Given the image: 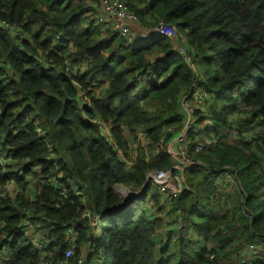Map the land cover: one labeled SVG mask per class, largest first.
Wrapping results in <instances>:
<instances>
[{
  "label": "trees",
  "instance_id": "obj_1",
  "mask_svg": "<svg viewBox=\"0 0 264 264\" xmlns=\"http://www.w3.org/2000/svg\"><path fill=\"white\" fill-rule=\"evenodd\" d=\"M122 1L146 27L157 22L176 27L192 53L198 85L210 94L211 124L200 135L208 142L200 153L188 151L201 165L187 171L188 189L176 201L186 233L175 236L165 225L158 195L148 182L143 194L128 202L112 192L116 183L136 191L146 171L170 165L169 156L160 152L145 161L138 149L125 171L96 123L88 120L107 123L124 151L137 127L146 131L149 151L165 127L178 129V96L192 74L169 39L149 34L131 45L118 35L102 34L85 16L84 0H0V20L24 33L16 48L0 29V153L10 161L4 171L0 167V185L14 177L20 188L14 199L0 197V233L5 234L0 250L9 254L2 264H41L17 231L23 216L51 225L46 233L58 255L64 225L76 219V256L79 245L90 239L87 219L81 216L86 209L102 222L88 258L96 254L103 259L108 250L107 264H237L244 243L264 247V198L258 190L264 176V0ZM37 52L54 66L38 65L33 58ZM64 58L72 66L69 76L62 70ZM135 71L142 82L132 95ZM72 80L89 97V108L77 106ZM239 115L243 118L237 121L248 125L253 120L261 128L253 142L227 140ZM48 147L53 157L45 160ZM224 167L238 184L233 193L214 177ZM59 171L65 196L44 181ZM24 177L37 178L30 198L23 196L28 190ZM68 178L79 195L68 187Z\"/></svg>",
  "mask_w": 264,
  "mask_h": 264
},
{
  "label": "built area",
  "instance_id": "obj_2",
  "mask_svg": "<svg viewBox=\"0 0 264 264\" xmlns=\"http://www.w3.org/2000/svg\"><path fill=\"white\" fill-rule=\"evenodd\" d=\"M84 2L89 9L85 16H90L93 19L99 26L102 34L118 35L126 43H132L135 39L144 40L149 34L163 35L169 39L171 50L181 56L191 71L190 82L185 91L178 96L177 101V113L181 118L180 127L178 129H174L172 126L165 127L158 142L150 151L147 146V134L143 128H135L133 140L127 147V150L124 151L112 139L107 123L99 118L88 119L96 123L101 134L108 141L125 170L134 164L138 149L143 151L145 161H151L160 152L169 156L170 165L168 167L146 171L144 183L139 189L136 191L126 189L125 194L117 192L122 196L121 199L123 201H126L129 196L136 198L143 194V186L148 182L158 195V206L163 211L165 225H168L173 230L175 236L183 235L186 233V224L176 201L179 195L188 189L186 182L187 171L194 166L201 165L191 155L200 153L204 149V143L208 142L207 140L202 142L200 135L203 128L211 124V117L207 110L210 94L198 85L199 73L192 62V53L185 45L183 36L178 33L174 25L157 22L154 26L146 27L140 23L136 15L127 8L122 0H84ZM0 29L7 34L16 48H20L19 45L24 37V33H22L18 25L0 20ZM33 58L40 66H54L52 60L42 52H37L33 55ZM61 64L65 75L69 76L73 73L72 66L66 58L61 61ZM132 78V82L135 85L132 92L133 95V93H137L141 89L142 77L139 75V71H135L132 74ZM72 83L76 88L74 99L77 106L81 109L89 108L90 100L84 89L73 80ZM36 131H39L37 126ZM261 133V128L253 120L249 121L248 125H244L242 121H235L231 124L227 140L242 138L245 142H253L257 138V135ZM190 148L192 149V154L189 156L188 151ZM52 157L53 153L50 147H48L45 160H50ZM9 162L0 153V167L3 168L2 171H4V165ZM61 175V171L55 175H46L44 181L55 186L60 194L65 196L63 184L59 181ZM214 177L216 182L222 185L227 192L233 193L237 191L238 184L234 179V173L231 169L227 167L221 168L214 174ZM66 183L74 195H79V192L75 188V182L72 179H66ZM13 185V194L19 193L17 191L16 179L8 177L0 185V197H6L8 195L6 193L7 189ZM260 189L262 193L261 197L264 198V185ZM81 201H84L82 197ZM241 214L243 217H247L245 210H241ZM81 216L87 219L90 229V239L79 245L76 256H74L78 237L76 219L64 225L60 238L63 250L60 255H58L55 246L50 247L51 239L46 232L51 225L48 226L43 223L42 218L21 217L17 223V231L27 239L32 250L39 257L41 264H102L103 260L98 258L96 254L92 258H88L89 253L93 251L91 241L95 236H98L96 227L100 225L101 217L100 215L91 213L87 209L82 212ZM2 225L3 221L0 219V227ZM4 236L5 234L0 233L2 239ZM73 256L74 260L72 262ZM8 259V251L2 248L0 250V264ZM256 260H264V247L260 242L244 243L243 250H241L236 258V263L254 264Z\"/></svg>",
  "mask_w": 264,
  "mask_h": 264
},
{
  "label": "rangeland",
  "instance_id": "obj_3",
  "mask_svg": "<svg viewBox=\"0 0 264 264\" xmlns=\"http://www.w3.org/2000/svg\"><path fill=\"white\" fill-rule=\"evenodd\" d=\"M183 38H184V37H183ZM141 41H142L141 39H135V40L131 43V45H135V44H137V43H139V42H141ZM184 43H185V39H184ZM239 118H243V117H242L241 115H239V117H238V118H235L233 121H237ZM128 137H129V136H128ZM132 140H133V138L130 140V143H131ZM34 169H35V168H34ZM128 169H129V168H128ZM128 169H126L125 171H128ZM35 170L37 171V169H35ZM260 177H261V178H260V182L262 183V185H264V176L262 175V176H260ZM23 180L26 182V185H25L26 190L28 189L26 194L23 193V196H24V197H27V198H30L31 195H32L31 184L34 186V184L37 182V178L24 177ZM17 186H18V185H17ZM13 187H14V185H13V186H10V187L7 189V191H6V193L8 194V195H6V197H8V198H10V199L14 198L15 195L17 194V192H16V194H13ZM25 188H24V189H25ZM126 189L130 190L126 185H123V184H121V183H116L115 185L112 186V192L115 193V194H117L119 197H122V196L119 195L117 191H119V192L122 193V194H125ZM259 189H260V187L258 188V190H259ZM17 191H20V188H19V187L17 188ZM22 192H23V191H22ZM22 192H21V193H22ZM103 223H104V222H103ZM101 226H102V222L100 223L99 226L96 227L97 232L100 231ZM102 260H103V263H102V264H107V263L109 262V252H108V250L106 251L105 256H104V258H103Z\"/></svg>",
  "mask_w": 264,
  "mask_h": 264
},
{
  "label": "water",
  "instance_id": "obj_4",
  "mask_svg": "<svg viewBox=\"0 0 264 264\" xmlns=\"http://www.w3.org/2000/svg\"><path fill=\"white\" fill-rule=\"evenodd\" d=\"M131 198H133V197L129 196L125 202H128Z\"/></svg>",
  "mask_w": 264,
  "mask_h": 264
},
{
  "label": "crops",
  "instance_id": "obj_5",
  "mask_svg": "<svg viewBox=\"0 0 264 264\" xmlns=\"http://www.w3.org/2000/svg\"><path fill=\"white\" fill-rule=\"evenodd\" d=\"M94 92L97 94L96 90H94ZM129 139L131 140L132 139V136H130Z\"/></svg>",
  "mask_w": 264,
  "mask_h": 264
}]
</instances>
